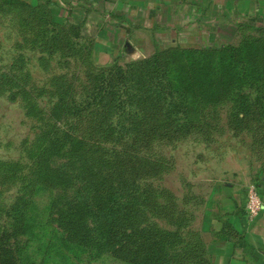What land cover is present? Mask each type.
<instances>
[{
    "label": "trees",
    "instance_id": "1",
    "mask_svg": "<svg viewBox=\"0 0 264 264\" xmlns=\"http://www.w3.org/2000/svg\"><path fill=\"white\" fill-rule=\"evenodd\" d=\"M11 1L32 13L45 4ZM54 22L51 43L78 36L89 59L78 24ZM88 66L80 80L53 88L17 83L24 112L39 123L23 148L26 170L7 167L2 176L20 182L0 200V264H89L103 255L125 264H211L185 210L160 183L169 165L143 149L217 125L232 132L264 125V23L235 43L170 46ZM41 90L52 97L39 98ZM39 185L51 194L36 216Z\"/></svg>",
    "mask_w": 264,
    "mask_h": 264
},
{
    "label": "crops",
    "instance_id": "2",
    "mask_svg": "<svg viewBox=\"0 0 264 264\" xmlns=\"http://www.w3.org/2000/svg\"><path fill=\"white\" fill-rule=\"evenodd\" d=\"M45 3L53 15L78 24L94 65L135 59L170 46L235 43L264 23V0H23ZM119 61V60H117ZM212 174V175H210ZM206 206L194 228L211 264H264V214L244 219V191L264 202V162L253 167L231 152L206 176Z\"/></svg>",
    "mask_w": 264,
    "mask_h": 264
},
{
    "label": "rangeland",
    "instance_id": "3",
    "mask_svg": "<svg viewBox=\"0 0 264 264\" xmlns=\"http://www.w3.org/2000/svg\"><path fill=\"white\" fill-rule=\"evenodd\" d=\"M51 20L64 22L53 12L47 13L46 4L39 5L32 13L11 0H0V200L4 202L9 201L20 180L16 175L2 176L7 167L12 174L26 170L23 148L32 139L39 123L36 116L24 112L25 100L17 83L53 88L58 81H67L75 75L77 81L80 80L84 70L92 64L90 52L89 59L85 55L82 38L70 35L71 44L51 43L48 35L55 31L49 29ZM46 95L52 97L44 90L38 96L45 99ZM218 126L208 133L196 130L175 141L154 139L143 149L148 155L161 156L169 165L160 183L168 190L166 196L174 195L177 205L185 210L195 233L198 232L194 222L206 206L208 191L207 183L201 177L213 169L214 163L220 157L230 156L231 152L246 157L253 167L264 162V125L257 128L252 125L249 130L242 128L237 132L225 125ZM15 159L20 164L3 163ZM50 194V189L45 186L39 185L34 190L33 214L41 215ZM89 264L125 263L103 255Z\"/></svg>",
    "mask_w": 264,
    "mask_h": 264
},
{
    "label": "built area",
    "instance_id": "4",
    "mask_svg": "<svg viewBox=\"0 0 264 264\" xmlns=\"http://www.w3.org/2000/svg\"><path fill=\"white\" fill-rule=\"evenodd\" d=\"M242 207L245 220H252L255 216L264 214V202L255 186H250L244 191Z\"/></svg>",
    "mask_w": 264,
    "mask_h": 264
}]
</instances>
